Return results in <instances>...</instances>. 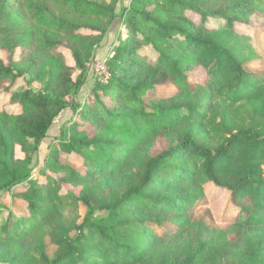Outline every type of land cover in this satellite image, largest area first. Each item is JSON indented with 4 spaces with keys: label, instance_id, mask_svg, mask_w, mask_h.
<instances>
[{
    "label": "trees",
    "instance_id": "16d2710c",
    "mask_svg": "<svg viewBox=\"0 0 264 264\" xmlns=\"http://www.w3.org/2000/svg\"><path fill=\"white\" fill-rule=\"evenodd\" d=\"M119 4L0 0V96L9 98L0 111V199L22 207L6 218L0 211V264H264V73L245 69L258 55L233 27L247 23L237 8L264 14V0H130L120 14ZM117 18L125 37L107 56L108 78L81 101ZM197 68L202 84L189 81ZM168 83L173 96L146 102ZM67 109L75 115L59 149L48 148L34 171V156ZM157 137L170 144L150 154L147 141ZM61 152L87 172L59 163ZM116 170L106 197L100 185H84L85 217L65 223L61 181L102 176L103 185L105 171ZM206 185L230 194L236 215L227 229L189 217ZM153 227H171L170 239L151 243ZM185 233L181 250L176 236ZM3 243L14 248L5 253Z\"/></svg>",
    "mask_w": 264,
    "mask_h": 264
},
{
    "label": "rangeland",
    "instance_id": "374dc122",
    "mask_svg": "<svg viewBox=\"0 0 264 264\" xmlns=\"http://www.w3.org/2000/svg\"><path fill=\"white\" fill-rule=\"evenodd\" d=\"M130 5V0H120V4L117 7V12L120 14L122 7H128ZM239 12L243 18L247 21V23H234L235 30L238 34L246 35L251 38V44L255 53L258 55V58L251 61V63L245 66V69L248 72H256V73H264V14H262L258 10H254L250 8V6H242L241 8H237L236 10ZM120 18H117L111 24L108 34L104 38L103 44V55L102 59L97 62L91 72L87 77V83L79 92V99L82 101L85 100L87 95L89 94L90 90L94 85L97 83V80L102 78L105 80L101 74H105V67L103 70L99 69V66L103 64L106 66V59L107 56L112 55V50L118 44V38H124L125 34L123 32V26L120 23ZM218 24V23H217ZM219 26V25H217ZM5 54L0 51V59L5 60ZM107 71V69H106ZM108 73V72H107ZM101 77V78H100ZM189 81L191 83H200L202 84L205 80V74L202 69L197 68L196 70H192L188 73ZM24 80H20L18 82V88H22L25 85ZM33 87H38L36 84H32ZM175 93V88L171 84H166L162 86H158L156 90L149 91L146 94V102H152L153 100L159 99H168V97L173 96ZM9 104V98L7 95L0 96V111ZM12 111L15 113L20 112V108L18 105H12L10 107ZM73 112L69 109L63 111L59 114V116L54 120L51 128L47 133V138L43 142V146L41 149L36 153L32 160V168L35 171L38 167L43 166V159L46 155L47 149L53 150V148L59 149V142L61 136V130L67 126V123L70 119L74 118ZM173 143V142H172ZM171 143V144H172ZM169 141L166 140L164 137H157L155 140H148L147 141V148L150 154H155L157 152L162 151L163 149L167 148L169 145ZM19 152V151H17ZM136 155V154H135ZM128 159V158H127ZM58 161L61 164L72 166L75 170L79 171L83 175L87 172V168L83 164V161L80 160L76 155L72 154L71 156H67L62 152L58 156ZM42 170H45L47 175H50V171L46 170L43 167ZM119 171L116 170L115 172L111 173L109 171H105L104 174H109V183L105 182L102 185V176L90 177L87 182H64L61 181V187L58 192L59 197H63V205L61 206L62 216L65 223L73 225L76 223H80L82 219L85 217V206L82 201L79 199V192L82 190L84 185H91V184H98L101 187V195L102 197H106L108 192L114 187L116 181L114 182L113 179L115 178L116 174L118 175ZM94 178V179H93ZM39 183H43L44 177H38ZM117 179V178H116ZM41 185V184H40ZM38 185V186H40ZM17 191V190H15ZM205 197L199 201L198 204L195 205L194 208L190 209L188 212L189 217L193 221H198L199 219L203 218V220L212 226L220 229H227V227L233 223L234 217L236 215V208L233 206L230 200V194L228 192L218 189L212 185H206L204 190ZM0 211L3 213V218H6L8 213L12 211L13 213L19 214L22 211V207L20 204L14 202L13 198L9 195L4 196L0 199ZM154 232H149L150 235H153L151 238V243L156 244L160 243L158 239L159 236L169 237V231L171 227H163L162 229H158L153 227ZM159 235V236H158ZM181 238L176 239L181 246V250H184L186 244L184 242L190 235L188 233L179 234L176 236ZM173 241V239H172ZM19 255L23 258V255L27 251L28 242L27 240L18 241ZM183 245V246H182ZM5 248L3 250H11L14 248L12 243H3ZM25 252V253H24ZM24 253V254H23ZM51 253V252H50ZM227 264H237L235 260L229 261Z\"/></svg>",
    "mask_w": 264,
    "mask_h": 264
},
{
    "label": "built area",
    "instance_id": "2783aa9c",
    "mask_svg": "<svg viewBox=\"0 0 264 264\" xmlns=\"http://www.w3.org/2000/svg\"><path fill=\"white\" fill-rule=\"evenodd\" d=\"M111 56H112V55H109V57H111ZM97 62H99V60H98ZM97 62H96V63H97ZM105 62H106V61H105ZM96 63H95V64H96ZM95 64H94V65H95ZM104 67H105V72H104L105 74H101V76H103V77L105 78V81H106V79L108 78V73H107V71H106V66H104V62H103V64H101V65L99 66V69H100V70H103Z\"/></svg>",
    "mask_w": 264,
    "mask_h": 264
}]
</instances>
